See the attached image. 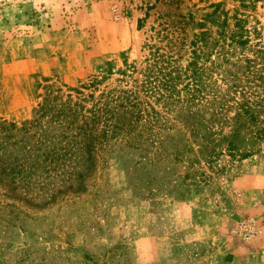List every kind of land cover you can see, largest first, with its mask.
Masks as SVG:
<instances>
[{
    "label": "rangeland",
    "instance_id": "1",
    "mask_svg": "<svg viewBox=\"0 0 264 264\" xmlns=\"http://www.w3.org/2000/svg\"><path fill=\"white\" fill-rule=\"evenodd\" d=\"M211 3L264 27V0H0V160L20 171L0 181V264H264V150L200 168L189 153L115 148L78 186L51 177L17 130L50 87L124 84L145 42ZM161 228L169 244L148 261L144 238Z\"/></svg>",
    "mask_w": 264,
    "mask_h": 264
},
{
    "label": "trees",
    "instance_id": "2",
    "mask_svg": "<svg viewBox=\"0 0 264 264\" xmlns=\"http://www.w3.org/2000/svg\"><path fill=\"white\" fill-rule=\"evenodd\" d=\"M207 7L145 42L143 66L126 68L124 84L120 78L100 89L102 81L94 76L66 94L48 88L17 129L25 137L23 147L42 149L43 162L53 166L46 172L78 186L99 155L115 148L171 150L180 161L189 153L190 165L200 168H211L222 155L241 160L262 152L264 27L239 8ZM46 140L51 144L43 147ZM9 165L0 160V181L8 177L14 183L20 171Z\"/></svg>",
    "mask_w": 264,
    "mask_h": 264
},
{
    "label": "crops",
    "instance_id": "3",
    "mask_svg": "<svg viewBox=\"0 0 264 264\" xmlns=\"http://www.w3.org/2000/svg\"><path fill=\"white\" fill-rule=\"evenodd\" d=\"M144 239L154 243V250L151 253L152 255L150 254V256H148V259H147L148 261H154V260L159 259V257H161L162 253L165 252L164 250H166V247L169 244L168 243L169 236L165 231L162 230V228L158 230V233L152 235L150 239L146 237ZM213 261H216L215 264H227V262L225 261L221 262L219 257H214Z\"/></svg>",
    "mask_w": 264,
    "mask_h": 264
},
{
    "label": "built area",
    "instance_id": "4",
    "mask_svg": "<svg viewBox=\"0 0 264 264\" xmlns=\"http://www.w3.org/2000/svg\"><path fill=\"white\" fill-rule=\"evenodd\" d=\"M241 228H243L244 232H246L248 230L249 226L246 223H242ZM246 233H248V232H246Z\"/></svg>",
    "mask_w": 264,
    "mask_h": 264
}]
</instances>
